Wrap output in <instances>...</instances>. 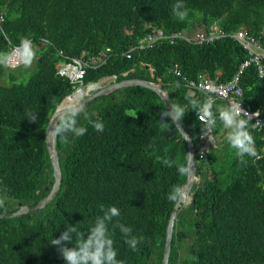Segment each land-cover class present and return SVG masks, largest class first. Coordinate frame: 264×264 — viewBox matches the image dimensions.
Instances as JSON below:
<instances>
[{"label":"trees","instance_id":"obj_1","mask_svg":"<svg viewBox=\"0 0 264 264\" xmlns=\"http://www.w3.org/2000/svg\"><path fill=\"white\" fill-rule=\"evenodd\" d=\"M176 2L0 0V54L6 57L24 38L37 47L36 68L28 79L16 82L10 73L8 83L0 84V196L7 203L0 211L17 209L18 201L32 205L46 195L45 186L51 187L45 127L57 104L74 91L69 79L56 73L55 64L83 51L96 56L109 48L104 64L87 68L84 85L105 76L114 81L138 77L161 82L172 103L188 111L179 123L193 140L201 184L192 191L197 210L193 212L189 205L177 213L169 264H264L262 133L249 123L261 158L245 157L242 164L227 138L215 135L222 126L217 119L216 146L200 157L198 136L204 126L189 99L202 101L204 94L197 90L189 95L181 77L171 72L178 68L189 78L201 72L215 77L219 72L217 81L226 82L250 57L248 49L230 37L203 44L166 39L151 48L133 50L129 58L122 54L150 31L149 25L169 33L207 29L215 22L229 33L247 31L264 47V0H183L188 10L184 21L172 14ZM239 85L242 104L259 109L264 117V77L254 64L240 72ZM222 106H213L217 116ZM83 110L92 120L103 122L104 131L97 132L81 115L78 124L87 128L84 136H57L60 191L35 213L0 218V264H66L58 247L50 244L52 238H58L68 225L86 232L103 215L101 204L119 209L120 216L112 224L118 220L132 229V236L143 238L133 251L110 224L117 259L123 264H161L166 226L175 204L168 196L186 179L176 167L186 164L185 140L175 124L170 129L165 126L160 115L167 108L147 87L116 89L96 97ZM29 114H35V122L27 118ZM163 159L173 166L160 163Z\"/></svg>","mask_w":264,"mask_h":264},{"label":"clouds","instance_id":"obj_2","mask_svg":"<svg viewBox=\"0 0 264 264\" xmlns=\"http://www.w3.org/2000/svg\"><path fill=\"white\" fill-rule=\"evenodd\" d=\"M172 14L180 21H184L188 17V10L184 5L183 0H177V2L172 6ZM18 46L22 49L24 65L26 67H30L35 59L33 46H36V44L31 39L24 38L21 40L20 45H15L12 49H18ZM8 55L4 57L3 64H5V66H7L5 61ZM85 86L86 85H83L82 88H85ZM214 103V98L211 95L206 96V98L202 101L195 98L189 99V105L192 111L196 112L198 120L204 125V131L201 133L206 135L211 133L213 129L214 139V128L217 126L218 119L223 128L228 130L227 143L235 150V155L242 164L246 163L245 157L257 160L260 159V154L256 148V141L249 130V123L252 121L253 115H250L246 110H244L241 106L242 101L230 100L226 105H223L218 109V116L213 112ZM186 112L188 111L184 106L171 104V108H168L166 112L161 113L160 117L165 126L169 127V129L171 125L175 124L180 130L179 122L182 121ZM81 115H83L84 119L87 120L97 132L104 131L105 126L103 122L99 120H92L88 112L83 110L82 106H70L62 113L58 114V120L52 133L65 139H67L68 136H84L87 132V128L79 126L78 124ZM254 115L258 116L259 113H255ZM135 116L136 113L134 114V117ZM27 118L31 122L36 121L35 114H29ZM165 118L168 120L167 123L164 122ZM256 124L257 123H252L253 127H255ZM183 136L184 140L188 139L186 135ZM215 146L216 144H214V147ZM189 157L191 156L189 155ZM159 162L168 167L173 166V162L168 159H163ZM176 167L177 172L180 175H189L191 172L190 160L188 163L179 164ZM179 192L180 188L174 187L172 192L169 194L168 199L172 202H176ZM2 204L3 201L0 200V205ZM99 207L103 215L97 216L94 224L86 232L80 230L76 225H68L58 238H52L50 244L58 247V250L66 264H123V261L117 259V252L114 248V240L112 239L113 232L110 231L109 228V225L112 224L114 218L120 216V211L115 206L105 208V206L101 204ZM112 227L113 229L118 228L123 234L124 242L127 246H129L133 251L137 250L138 244L143 240L142 237L137 238L132 236V229L123 225L118 220L115 224H112ZM68 244L73 246L68 247Z\"/></svg>","mask_w":264,"mask_h":264},{"label":"built area","instance_id":"obj_3","mask_svg":"<svg viewBox=\"0 0 264 264\" xmlns=\"http://www.w3.org/2000/svg\"><path fill=\"white\" fill-rule=\"evenodd\" d=\"M0 19H2L1 16ZM149 27L150 31L144 37L140 38L135 45L131 46L122 54L129 58L133 50L148 49L166 39H168L170 43L182 39L193 44H203L230 37L237 40L248 49L250 57L240 64L239 71L234 74L231 80L226 82L217 81L219 72L216 73L215 77H211L207 73L201 72L198 73L196 77L189 78L183 75L180 72V69H171L173 74L181 77L182 81L187 86V92L189 95H194L197 90L203 92L204 99L206 96L211 95L215 101L214 106L218 105V103L226 105L230 100L241 101L240 97L242 95V89L239 85V76L240 72L248 65L254 64L257 68L258 75L264 77V47L261 46L258 39L249 35L247 31L238 29L229 33L221 29L215 22L210 24L207 29L195 27L189 30L184 29L169 33L155 25H149ZM109 51L110 49L106 48L104 51L98 52V55L96 56H94L93 53L88 54L83 51L78 57H71L69 60H59L55 64L56 73L61 76H66L74 90H78L84 85L83 78L87 68H95L104 64L109 55ZM85 55L87 56L86 58L84 57ZM5 63L9 67H14L23 63L22 49L20 46H18V49H11ZM241 106L250 115H253V119L250 122L253 124L257 123L255 128L262 133V137L264 138V117L260 115L259 109L251 110L248 105L244 106L242 104ZM255 113H259V115H254ZM211 146H214L213 129L211 133L206 135L201 133L198 136L197 150L199 156L204 157Z\"/></svg>","mask_w":264,"mask_h":264},{"label":"water","instance_id":"obj_4","mask_svg":"<svg viewBox=\"0 0 264 264\" xmlns=\"http://www.w3.org/2000/svg\"><path fill=\"white\" fill-rule=\"evenodd\" d=\"M40 57L38 58V61H40ZM107 78V77H102L98 81L94 83H90L85 86V88H80L78 90H74L70 94L66 95L63 97V99L57 104L55 107V110L49 117L46 127H45V132H44V137H45V144L46 148L48 151L49 159H50V165L52 169V177L53 180L51 181V187L48 188V186H45V190H47L46 195L41 197L36 203L32 205L28 204H20L17 209L7 212V211H0V218H15L19 217L22 214L26 213H35L36 211L44 208L46 205H48L51 200L57 195V193L60 191V185H61V168L59 164V154L58 150L56 148V140L57 136L52 133L54 126L58 120V114L62 113L66 108L68 107H62L63 101L71 96L72 94L76 93L77 91L83 90L85 91V94L83 95L82 99L80 100L79 103L76 105L72 106H82L84 108L87 106L91 101H93L96 97H99L101 95H106L108 93H111L112 91L119 89V88H124L128 86H143L147 87L157 93V95L160 97L166 108L170 109L172 101L169 97V93L167 89L163 86L161 82H155V81H150L147 79L143 78H138V77H131V78H126L122 79L119 81H112L108 85L104 87H97L96 89H91L88 90V87L92 84H97L99 83L102 79ZM57 116V117H56ZM177 127V125H175ZM179 132L184 139L183 135H186L188 139L185 140L187 144V152H186V163L189 162L190 160V169L191 172L189 175H186V179L184 183L179 187L180 192L178 195V199L175 202L173 209L170 213V216L168 218L167 226H166V231H165V237H164V245H163V254H162V260L161 264H169V255H170V246H171V241H172V235H173V229H174V224L176 220V216L178 211L184 207L186 204H189L190 207L193 209V212H195L197 209L194 208V198L192 196V186L193 183L199 179L197 173H196V162L194 159V154H195V147L192 138L189 136V134L184 130V128L181 126L179 123ZM189 155L191 157H189ZM197 188V186H196ZM195 188V189H196ZM189 252L192 253L193 249H189Z\"/></svg>","mask_w":264,"mask_h":264},{"label":"rangeland","instance_id":"obj_5","mask_svg":"<svg viewBox=\"0 0 264 264\" xmlns=\"http://www.w3.org/2000/svg\"><path fill=\"white\" fill-rule=\"evenodd\" d=\"M33 49L35 51V59L32 62V64H31L30 67H26L24 65V63L18 64V65L14 66V67H7V66H5V64H2L3 67H2V72L0 74V84H6V83H8V80L7 79H8V75L10 73H12L16 77L15 78L16 82H25L28 79V77L33 73V71L36 68L37 47L36 46H33ZM3 61H4V55L0 54V62L2 63ZM112 81H113V78L112 77H107V78L101 80L97 84L90 85L88 87V90L95 89L94 87L97 86L98 84H100V87H104V86L108 85L109 83H111ZM223 130H225V131L222 132ZM227 131L228 130L224 129L223 126H221L220 127V131L218 130V132L215 135H219V136H223V137H226L227 138ZM220 132H222V133H220ZM214 144H215V142H214ZM200 184H201V180H200V177H199V179H197L193 183L191 192L193 191V188H196V186L198 187ZM187 206H189V204H186L184 206V208H186ZM181 254L183 255L184 254V251H181Z\"/></svg>","mask_w":264,"mask_h":264},{"label":"bare ground","instance_id":"obj_6","mask_svg":"<svg viewBox=\"0 0 264 264\" xmlns=\"http://www.w3.org/2000/svg\"><path fill=\"white\" fill-rule=\"evenodd\" d=\"M102 86V85H101ZM97 87H100V84H98L97 86H95L94 88L96 89ZM85 94V92L83 90L77 91L76 93L72 94L71 96L67 97L63 103H62V107H70L72 105H76L77 103L80 102V100L82 99L83 95Z\"/></svg>","mask_w":264,"mask_h":264},{"label":"flooded vegetation","instance_id":"obj_7","mask_svg":"<svg viewBox=\"0 0 264 264\" xmlns=\"http://www.w3.org/2000/svg\"><path fill=\"white\" fill-rule=\"evenodd\" d=\"M212 147H210V149H211ZM209 149V150H210ZM7 199H8V196H7ZM0 200H2L3 201V206H5V205H7V203H6V201H5V199H3L1 196H0ZM14 200H11V202H13ZM20 204H26V203H22L21 201H18V203H17V206H19ZM1 206V205H0ZM8 209H10V207H8Z\"/></svg>","mask_w":264,"mask_h":264}]
</instances>
